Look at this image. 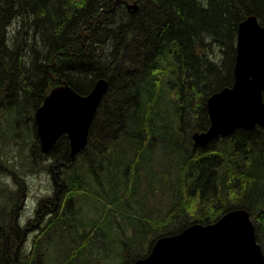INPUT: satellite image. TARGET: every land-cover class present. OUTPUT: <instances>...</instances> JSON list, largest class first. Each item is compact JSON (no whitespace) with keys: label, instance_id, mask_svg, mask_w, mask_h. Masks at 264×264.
Returning a JSON list of instances; mask_svg holds the SVG:
<instances>
[{"label":"trees","instance_id":"obj_1","mask_svg":"<svg viewBox=\"0 0 264 264\" xmlns=\"http://www.w3.org/2000/svg\"><path fill=\"white\" fill-rule=\"evenodd\" d=\"M130 3L137 9L129 11ZM250 14L264 25V0H0V103L9 102L0 104V146L13 138L5 148L13 144L17 152L33 135L22 171H52L57 190L51 198L58 200L45 219L40 209L51 199L38 201L37 224L29 228L30 217L22 227L15 213L20 185L0 187V264H38L37 257L40 264H133L158 237L194 222L211 223L234 208L249 211L264 247L258 235L264 233V129L237 128L214 148L188 145L189 132L183 134L188 119L191 132L208 127L207 97L233 78L234 50L219 46L233 55L217 63L204 51L218 42L213 35L230 42L234 32L235 39ZM135 32L139 37L130 38ZM173 52L181 53L182 65L187 54L194 61L187 62L189 81L181 73L183 105L168 86L175 81ZM101 77L108 91L85 149L71 160L61 136L43 154L35 129L26 131V119L34 118L52 87L66 83L86 94ZM109 97L114 105L105 113ZM39 157L49 160L46 168L30 170ZM16 159L6 153L7 171L18 170ZM56 166L62 170L57 175ZM89 195L102 201L104 211L86 220L79 214ZM62 232L73 239L64 241ZM63 244L69 248L61 257Z\"/></svg>","mask_w":264,"mask_h":264},{"label":"water","instance_id":"obj_2","mask_svg":"<svg viewBox=\"0 0 264 264\" xmlns=\"http://www.w3.org/2000/svg\"><path fill=\"white\" fill-rule=\"evenodd\" d=\"M231 87L207 99L209 127L194 132L201 145L237 128L264 129V26L256 15L238 27L237 55ZM108 89V81L98 78L86 94L76 93L66 83L53 87L36 110L35 124L41 151L49 152L63 134L69 139L70 157L85 144L88 129ZM133 264H264L255 239V227L246 208L225 211L207 224L194 222L175 234L154 240L149 252Z\"/></svg>","mask_w":264,"mask_h":264},{"label":"rangeland","instance_id":"obj_3","mask_svg":"<svg viewBox=\"0 0 264 264\" xmlns=\"http://www.w3.org/2000/svg\"><path fill=\"white\" fill-rule=\"evenodd\" d=\"M156 13H157V11H156ZM15 21H17V20H15ZM15 21L9 26V29H12V28L15 27V25H16ZM146 25H149V24H146ZM147 27H150V25L147 26ZM137 33L138 32H135L132 36H130L131 34L126 33L125 37H129V36H130V38L139 37V35ZM145 34L147 35V33H145ZM212 35L213 34L210 33L209 37L212 36ZM234 36L235 35H234V32H233V34H232V36L230 38V42H229V41H225V40L223 41L222 39L220 41L215 35H213L214 41H218L216 43V45H211L212 42H211L210 38L208 39V38L205 37L204 38L205 43L208 44V45H211V47H207V50L204 51V55L205 56H209L210 59L214 60L216 63L219 60L225 59V57H227V59H230L233 54L229 53L225 49L221 50L220 47H219V46H225V47H228L229 49H232V50L235 51V54H234V62H235L236 55H237V37H235V39H234ZM191 41L193 42V40H191ZM19 45L21 47L23 46V44L20 43V42H19ZM174 53H177V52H173V54ZM177 54H178L177 57L180 60V66L183 67V70H184V73H185V78L189 81V78H188V76L190 74L189 70L191 71L192 69L189 68V66L187 65V62L190 61L191 63H194V61L189 60V54H187V55H185V57H186L185 59H187V61L185 62L184 65H182L181 64L182 61L180 59L181 58V53H177ZM130 58L136 59L135 57H132V56H130ZM114 59H115V57L111 61H113ZM127 59H129V58L128 57L125 58V61ZM202 66L203 65H201L199 67L198 66L197 67L194 66L193 68L196 71L197 70L199 71V69ZM219 71H221V73H223V68H220ZM172 79L173 78L171 77V79H168L167 81H170ZM216 85H217V83L214 81V82H212L210 84V86H208V89H212ZM225 87H229V86H225ZM107 91H108V89H107ZM46 92L47 91L45 90V93ZM262 95L264 96V92H262ZM180 98H181V101H184L183 100L184 99V94L182 92L180 93V96L178 97V99H180ZM11 101H12V103H14L13 99H11ZM5 103H9V102H7V101L2 102L1 101L0 104L3 105ZM102 104L103 103L101 101V105ZM113 105H114V103H113L112 99L109 97L108 101H106V103H104V105H103V108H104L103 111L105 113H110L111 112V108L113 107ZM2 108H3V106L0 107V109H2ZM104 119L108 120L107 118H104ZM189 121H191V120L188 119V121H186V125L187 126H189L192 123V122H189ZM24 125L25 124H21L20 126H18L20 131L23 130ZM8 126H10V124ZM28 126L29 127L31 126L30 123L26 124V127H27L26 131H29L28 130ZM2 128L3 129H8L6 127H2ZM28 138L29 139H33L34 137H33V135H31V137H30V135H29ZM28 138L26 139L25 143L23 144V147L20 150H18L17 152L13 150V148H14L13 144L10 146V148H5L8 144H10V140L13 139V138H9L8 144H6L7 140L5 139V143H3L4 146L3 145L0 146V152H1L0 153V168H1V171L3 172L2 174H0V187H9L11 190H14L15 187L18 188V185H20V192H21V194H20L21 195L20 203L21 204H20V207L15 212L17 214L16 219L19 221L20 226L25 227L26 224L29 222V220L34 218V224H32L29 227V228H34V226L37 224V221H35L37 216L36 215L34 216V214H35V209L37 207L38 201H43L44 200V202H45L47 197H48V200L51 199V200L47 201L46 204L40 209L41 210L40 213H42V214L44 213L40 217H41V219H45L46 215H48V214H45V213L54 212L56 210V208H57L56 204L58 203V200H53L51 198L52 196L55 195V192H56L57 188L55 187L54 175L49 173L50 170H48L45 167L46 163L49 162L48 159H43V158L39 157V163L35 162V163H33V166L31 167V169L29 168L30 170H33L35 167L39 166L41 168H46V169H41L39 171H32V172H30L28 170L22 171V167L25 164H26V167L28 168V161L30 159L29 158V153H30V145H31L32 142ZM227 138H229V137H220L221 140L224 139V140L228 141ZM208 144L209 143L204 145V148H206V147L212 148ZM21 151H22V153H25V154L18 153V152H21ZM202 151H203V149H202ZM6 153L10 154L11 156L17 154V159H16V163L18 162L17 163V166H18V170L17 171L14 170L12 166L10 167L9 171H7L6 165H5V164L8 163L5 160ZM58 167L59 166H56V167L53 168V171H54L55 175H57L58 173H60L62 171V170L59 169L60 167L59 168ZM50 172H52V171H50ZM10 189H9V192H11ZM58 189H60V185H59ZM63 191H64V189H63ZM65 197H66V195L64 193V198ZM70 197L71 196H69L68 198H70ZM86 198H87L88 201H85L82 204L83 210L85 209V211H83L82 215L79 214L80 217H84L87 220L88 217L89 216H93L95 212H99L98 214H103V211H104L103 203H102V201L100 199H93V198H91L90 195L86 196ZM74 200H75L76 204L80 203V205H81V199L77 195L74 197ZM143 205H144V203H141V207L142 208H143ZM94 208L97 209V210L95 211ZM137 209L140 212L142 211L138 207H137ZM30 217H33V218H30ZM114 218L115 217H112L111 220L114 219ZM118 230L120 231V233H119L120 237H123V232L121 231V229H118ZM127 233H131V230L129 232H127ZM28 234H32V235H30V237H28V240H32L33 239V232H29ZM258 235L260 237V241H262V244H263L264 243V233H263V235H261V230H260V232H258ZM61 238H63L64 241L73 239L71 236L66 234V232H62V237ZM61 238L58 241L61 242L62 241ZM107 244L109 246V241H107ZM63 248H64V251L61 252V254H60L61 257L65 254V252L69 248V246L63 244ZM109 249L111 250L112 248L109 246ZM139 250H141V249H139ZM261 250H262V252L264 254V247L263 246L261 247ZM36 260H37V263L40 264V261H39L38 257L36 258ZM2 263H4V260H2Z\"/></svg>","mask_w":264,"mask_h":264},{"label":"flooded vegetation","instance_id":"obj_4","mask_svg":"<svg viewBox=\"0 0 264 264\" xmlns=\"http://www.w3.org/2000/svg\"><path fill=\"white\" fill-rule=\"evenodd\" d=\"M254 15H256V14H254ZM256 17H257V20H258V22H259V24H260V21H259V18H258V16L256 15ZM260 25H262V24H260ZM262 26H264V25H262ZM237 37V36H236ZM223 53V52H222ZM177 53H174V54H172V58L175 60V67L173 68V71H172V73H173V75H174V78H175V81H173L171 84H169L168 83V86L171 88V87H173V89L174 90H176L177 91V93L179 94V96H180V91L182 90V88H185L184 87V81H185V79H184V74L182 75L181 73L182 72H184V70H183V67H181L180 66V61H178L177 60ZM219 62V61H218ZM235 63V62H234ZM170 70V69H169ZM233 70H234V65H233ZM189 72H190V70H189ZM234 82V73H233V78L230 80V82H227V83H225V85H224V87L225 86H229V87H231V85H232V83ZM224 89V88H223ZM14 92V91H13ZM48 94V93H47ZM47 94H45V96L47 95ZM179 101H178V103L179 104H181V105H183L186 101L184 100V101H181V98L180 99H178ZM187 105V104H186ZM185 105V106H186ZM206 110H207V104H206ZM208 118H209V116H208ZM25 122H31V128H32V130L33 129H35V133H36V138H37V131H36V124H35V118H33L31 121H28V119H26V121ZM209 122H210V120H209ZM34 124V125H33ZM194 124V123H193ZM192 125V124H191ZM191 125H190V127H191ZM209 126V125H208ZM29 127V126H28ZM190 127H188L187 126V128L186 129H184V131H183V134L185 133V132H189V137H190V141H189V143H188V145L190 144V145H192V143H194L193 142V139H192V133L193 132H191V130H190ZM30 128V127H29ZM236 130V129H235ZM234 130V131H235ZM251 135H255V133L253 132V133H251ZM61 136H63L64 138H66V141H67V145H68V150H70V147H69V140H68V137L66 136V135H61ZM60 136V137H61ZM59 137V138H60ZM219 138H215V139H212L210 142H208V143H211L212 142V148H214V145H215V143L217 142V140H218ZM55 144V143H54ZM253 145L255 146V145H257V143H256V140L255 141H253ZM39 148H40V150H41V146H40V143H39ZM52 148V147H51ZM50 151V150H49ZM250 219L252 220V218L250 217ZM253 221V220H252ZM255 221V220H254ZM254 221H253V223H254ZM254 227H255V224H254Z\"/></svg>","mask_w":264,"mask_h":264},{"label":"bare ground","instance_id":"obj_5","mask_svg":"<svg viewBox=\"0 0 264 264\" xmlns=\"http://www.w3.org/2000/svg\"><path fill=\"white\" fill-rule=\"evenodd\" d=\"M127 7H128V9H129V11H132V10H136L137 9V7H136V4H133V3H130V4H128L127 5ZM252 14H250V15H248L247 17H249V16H251ZM246 17V18H247ZM246 18H244L241 22H243ZM241 22L239 23V25L241 24ZM239 25H238V27H239ZM237 32H238V28H237ZM237 36V35H236ZM127 64V63H126ZM128 65V64H127ZM107 80V79H106ZM108 81V80H107ZM108 85H109V83H108ZM224 88V87H223ZM223 88H221V89H219L218 91H220V90H222ZM73 89V88H72ZM74 90V89H73ZM76 93H78L76 90H74ZM218 91H215V92H213L212 94H210L208 97H207V99L210 97V96H212L214 93H216V92H218ZM78 94H80V93H78ZM263 96V95H262ZM264 97V96H263ZM45 98V97H44ZM43 102H44V99H43V101H42V103L40 104V106L43 104ZM207 102V101H206ZM100 103H101V101H100ZM100 103L98 104V106H97V109H98V107H99V105H100ZM39 106V107H40ZM38 107V108H39ZM37 108V109H38ZM36 109V110H37ZM97 109H96V112H97ZM36 110H35V112H34V118H35V113H36ZM96 112H95V114H94V117H95V115H96ZM94 117H93V119H92V122H93V120H94ZM92 122H91V124H92ZM91 124H90V126H91ZM256 127V126H255ZM254 127V128H255ZM89 129H90V127H89ZM89 129H88V134H87V139H86V144H85V146L81 149V150H79L78 152H76L75 153V156H74V158L76 157V155L77 154H79L83 149H85V147L87 146V141H88V135H89ZM244 129V128H243ZM251 129H253V128H251ZM248 130H250V129H248ZM234 132V131H233ZM232 132V133H233ZM231 133V134H232ZM231 134H229V135H226V136H230ZM226 136H221V137H226ZM193 142L194 143H196L194 140H193ZM197 145H199V146H204V145H206V144H203V145H201V144H199V143H196ZM69 156H70V151H69ZM71 158V157H70ZM74 158L72 159L71 158V160H74ZM255 239H256V236H255ZM256 242H257V240H256ZM258 243V242H257ZM258 246H259V248H260V250H261V246H260V244L258 243ZM261 253L263 254V252H262V250H261ZM263 256H264V254H263Z\"/></svg>","mask_w":264,"mask_h":264}]
</instances>
